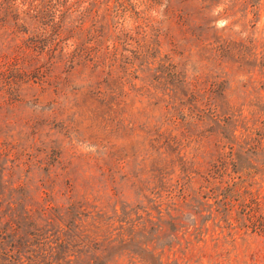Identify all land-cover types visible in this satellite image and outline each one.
I'll return each mask as SVG.
<instances>
[{
  "label": "trees",
  "instance_id": "1",
  "mask_svg": "<svg viewBox=\"0 0 264 264\" xmlns=\"http://www.w3.org/2000/svg\"><path fill=\"white\" fill-rule=\"evenodd\" d=\"M135 1L138 0H0V78L17 75L27 80H44L52 77L56 68L66 74L77 69L90 76L100 73L105 75L107 90L101 92L90 85L88 95H103V103L108 105V101L127 94L124 87L131 77L139 78L138 71H153L147 87L133 85L131 89L145 97L153 108H160V116L149 128L157 129L154 135L158 139L151 145L155 152L159 150L156 143L164 137L158 129L166 125H181L187 131L197 129L201 141L214 129L223 139L233 142L215 146L211 159L201 161V165L197 157L188 161L180 156L179 149L171 164L179 163L182 174L178 180L181 205H170L157 217L124 209L118 218L117 212L109 215L81 211L74 201L67 207H53L45 183L39 181L34 187L29 182L32 177L18 174L22 153H18L17 146L7 139L0 141V264H123L125 260L126 264H165L162 253H158L159 241L166 235L165 225L178 232L184 216L191 226H197L198 219L229 220L238 209L241 215L237 221L243 227L264 232L262 201L259 193L250 189L256 174L264 170V163L254 164L249 157L250 152L264 157V135L258 142L246 137L244 142L252 144L250 149L239 144L235 135L238 121L227 113L226 81H212L202 87L167 56L152 68L160 52L161 29L142 15ZM261 1L169 0L167 12L178 14L190 25L199 21L197 29L202 30V36L214 30L216 20L212 15L220 6L223 10L219 16L234 19L249 12L259 14ZM127 15L137 23L132 28L125 27ZM225 29L222 34L213 32L211 36L221 61L231 54V37L224 34ZM20 36L24 39L15 43ZM149 36L151 40L147 42ZM5 47L9 51L5 52ZM127 52L132 55L126 56ZM120 69L122 76H118ZM59 79L55 75L56 86ZM259 111L264 112V105ZM245 129L251 128L245 123ZM173 144L179 147L181 142L176 136H167L164 146L169 158L178 150ZM159 168L152 170L156 180L153 190L171 185L165 178L167 167ZM196 178L200 187L190 190ZM185 226L189 225H181Z\"/></svg>",
  "mask_w": 264,
  "mask_h": 264
},
{
  "label": "rangeland",
  "instance_id": "2",
  "mask_svg": "<svg viewBox=\"0 0 264 264\" xmlns=\"http://www.w3.org/2000/svg\"><path fill=\"white\" fill-rule=\"evenodd\" d=\"M168 1H135L142 15L151 18L152 24L161 29L160 52L152 68L167 56L202 87L212 81H226L227 113L238 121L235 135L239 144L245 150L250 149L252 144L244 142L246 137L258 142L261 134L264 135V112L259 111L264 105V0L259 14L249 12L237 16L238 19L219 16L223 10L220 6L212 15L216 20L214 30L204 31L202 36L199 35L202 30L197 29L199 21L190 25L178 14L167 12ZM136 24L127 15L125 27ZM224 27V34L231 37V54L221 61L211 36L213 32L222 34ZM23 39L20 36L15 43ZM5 45H9L8 40ZM3 49L9 51L8 47ZM63 71L56 68L52 77L47 78L49 81L27 80L17 75L6 80L0 78V141L7 139L17 146L18 153H22L18 174L32 177L29 182L34 187H38L39 181L45 183L53 207H67L74 201L84 212L109 215L117 212L120 218L122 210L136 209L138 214L151 213L157 217L168 206L181 205L178 180L182 174L179 163L171 164L179 149L180 156L188 161L197 157L201 165V161L211 159L215 146H229L233 142L223 139L214 129L201 141L197 129L187 131L181 125L179 128L166 125L158 129L164 137L156 143L159 150L155 152L151 145L158 139L154 135L157 129L149 128L160 116V108H153L145 97L131 89L133 85L147 87L153 71H138L139 78L131 77L124 87L127 94L108 101V105L103 103V95H88L90 85L101 92L107 90L105 75L90 76L81 69L70 74ZM55 75L60 76L59 86L55 84ZM122 75L120 69L118 76ZM245 123L251 129H245ZM167 136H176L181 142L179 147L173 144L178 150L172 158L166 155ZM261 142L264 146V138ZM249 157L254 164L264 163L260 153L250 152ZM162 166L167 167L165 178L171 185L153 190L156 180L152 170ZM198 187L196 178L190 190L197 191ZM250 189L259 193L264 212V170L256 174ZM240 212L241 209L234 211L229 220L221 222L198 219L197 226H191L184 216L178 232L165 225L166 235L159 241L158 253H162L165 264H264V232L243 227L237 221ZM183 224L189 226L181 227ZM118 225L116 222L115 226ZM126 263L125 260L123 264Z\"/></svg>",
  "mask_w": 264,
  "mask_h": 264
}]
</instances>
